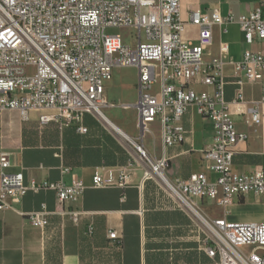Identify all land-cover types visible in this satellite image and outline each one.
<instances>
[{"label": "built area", "instance_id": "1", "mask_svg": "<svg viewBox=\"0 0 264 264\" xmlns=\"http://www.w3.org/2000/svg\"><path fill=\"white\" fill-rule=\"evenodd\" d=\"M179 8L180 0H0V114L18 111L28 119L37 113L41 125L81 122L87 113L101 116L109 105L105 82L113 70L137 67V108L144 130L159 119L164 144L179 143L185 134L171 124L192 106L214 126L213 142L204 151L214 179L196 173L171 183L165 176L166 157L154 160L136 145L147 166L144 178L157 179L201 224L211 242L208 254L219 264H264V221L207 219L199 212L204 199L225 208L251 194L264 199V166L250 173L234 169L236 146L247 135L237 131L225 98L224 62L218 58L204 63L214 42L215 25L227 32L229 24L237 23L247 43L264 40V10L258 8L237 18L231 13L223 16L218 10H193L190 23L199 28L193 44L183 37L185 24ZM111 27L128 29L129 40L121 34H107ZM222 51H228L227 44ZM234 68L238 74L236 112L250 114L254 123H260L264 120V52L246 50ZM157 78L161 80L159 94L152 92ZM193 83L212 86L214 91H197ZM246 83H260L259 100L245 99ZM10 166V153L0 149V210L15 209L28 191L52 190L63 205L78 201L86 188L79 179L70 185L63 181L26 184L23 172L6 171ZM93 185L104 187L109 182L96 175ZM62 213L75 223L84 214L75 209ZM49 214L43 206L28 217L34 226L44 229ZM109 237L119 238L116 231Z\"/></svg>", "mask_w": 264, "mask_h": 264}, {"label": "crops", "instance_id": "2", "mask_svg": "<svg viewBox=\"0 0 264 264\" xmlns=\"http://www.w3.org/2000/svg\"><path fill=\"white\" fill-rule=\"evenodd\" d=\"M258 8L264 10V0H180L183 37L197 43L199 28L190 23L193 10H218L223 16L231 13L237 18ZM227 29L224 32L223 26H214V42L204 63L218 58L224 62L225 98L237 131L247 135V140L236 146L234 169L250 173L264 166V120L254 123L250 114L236 112L238 74L234 62L246 50L263 53L264 40L247 43L237 23L229 24ZM225 44L227 52L222 51ZM138 79L137 67L113 70L105 82L109 105L102 111L106 120L87 113L81 122L41 125L37 113L28 119L18 111L0 114V149L10 153L7 172H23L26 184L63 181L70 185L79 179L86 187L73 203L60 204L52 190L28 191L15 209L0 210V264H219L208 254L211 242L201 224L157 179L144 178L147 166L135 148L140 145L154 160L165 156V176L171 183L196 173L214 179L216 175L204 159V151L213 142V123L192 106L171 124L184 132V140L164 144L159 119L148 123L145 130L140 127ZM160 85L157 78L152 92L159 94ZM192 86L197 91H214L212 86L200 83ZM243 91L247 101L262 96L260 83H246ZM80 127L87 130L82 132ZM96 175L109 185L95 187ZM199 204V212L207 219L264 221V199L252 194L226 208L210 199ZM43 206L50 213L49 225L44 229L34 226L28 217V213ZM68 209L84 213L79 223L62 213ZM112 231L117 232V240L109 237Z\"/></svg>", "mask_w": 264, "mask_h": 264}, {"label": "rangeland", "instance_id": "3", "mask_svg": "<svg viewBox=\"0 0 264 264\" xmlns=\"http://www.w3.org/2000/svg\"><path fill=\"white\" fill-rule=\"evenodd\" d=\"M106 33L107 34H111V35L121 34L124 38L129 39L130 31L128 29H122V28H118V27H111V28H107L106 29ZM128 76L131 78L133 76V74L130 73ZM99 117H101V116H99Z\"/></svg>", "mask_w": 264, "mask_h": 264}, {"label": "bare ground", "instance_id": "4", "mask_svg": "<svg viewBox=\"0 0 264 264\" xmlns=\"http://www.w3.org/2000/svg\"><path fill=\"white\" fill-rule=\"evenodd\" d=\"M101 117H102L103 119H105V120H106V118H105V116H104V114H103V113H102Z\"/></svg>", "mask_w": 264, "mask_h": 264}, {"label": "water", "instance_id": "5", "mask_svg": "<svg viewBox=\"0 0 264 264\" xmlns=\"http://www.w3.org/2000/svg\"><path fill=\"white\" fill-rule=\"evenodd\" d=\"M140 127H142V124H141V119H140Z\"/></svg>", "mask_w": 264, "mask_h": 264}]
</instances>
